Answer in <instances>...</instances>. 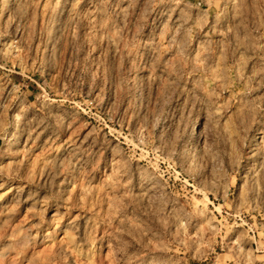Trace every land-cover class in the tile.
Here are the masks:
<instances>
[{"label":"rangeland","instance_id":"obj_1","mask_svg":"<svg viewBox=\"0 0 264 264\" xmlns=\"http://www.w3.org/2000/svg\"><path fill=\"white\" fill-rule=\"evenodd\" d=\"M0 264H264V0H0Z\"/></svg>","mask_w":264,"mask_h":264}]
</instances>
